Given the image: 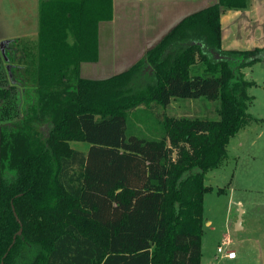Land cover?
<instances>
[{
  "label": "trees",
  "instance_id": "obj_1",
  "mask_svg": "<svg viewBox=\"0 0 264 264\" xmlns=\"http://www.w3.org/2000/svg\"><path fill=\"white\" fill-rule=\"evenodd\" d=\"M248 8L216 0L125 72L89 80L112 1L39 0L36 62L9 53L17 39L8 61L0 51V264H202L206 174L253 119L243 69L264 62V46L222 47V15ZM176 99L217 105L127 134L135 109Z\"/></svg>",
  "mask_w": 264,
  "mask_h": 264
},
{
  "label": "rangeland",
  "instance_id": "obj_2",
  "mask_svg": "<svg viewBox=\"0 0 264 264\" xmlns=\"http://www.w3.org/2000/svg\"><path fill=\"white\" fill-rule=\"evenodd\" d=\"M18 2L20 0H0V44L3 39L9 40L17 34L19 39L15 40L13 47L8 50L9 53H16L18 60L22 53H25V60L22 63H34L37 59L35 49L37 30H34V18L25 29L29 31L27 34L30 37L23 40L17 29L21 27L12 25L8 28L9 21L4 16L10 14L12 7ZM24 2L19 4V9L30 14L28 8L33 11L32 8H35L37 2L36 0ZM242 19L243 16L239 17L235 23ZM262 23L264 24V21ZM254 27L252 25L249 28L251 35L242 34V37L238 35L239 50L252 47L248 41H251L252 35L256 38L251 29ZM259 41L256 38L254 43ZM4 64L11 67L9 62ZM90 67H92L90 64L83 66V77H87L86 70ZM243 72L246 79L255 82L249 89L253 101L248 113L253 119L231 139L227 148L228 157L222 165L206 174L205 184L212 187V191L205 195L204 200L202 264H264V62H255L244 68ZM215 105L217 102L176 99L167 107L159 106L152 109L140 106L129 115L127 134L154 138L161 130V123L157 117L159 114L175 117L205 116L207 111H214ZM72 147L86 151L89 145L86 142H75L72 143ZM241 218L244 221V230L237 228L238 221L241 225ZM226 236L232 242L229 249L235 252L234 259L224 258L221 254L215 257L217 246L222 244L223 237Z\"/></svg>",
  "mask_w": 264,
  "mask_h": 264
},
{
  "label": "crops",
  "instance_id": "obj_3",
  "mask_svg": "<svg viewBox=\"0 0 264 264\" xmlns=\"http://www.w3.org/2000/svg\"><path fill=\"white\" fill-rule=\"evenodd\" d=\"M111 1L112 20L102 21L98 25V60L81 64L82 77L83 66L85 64L92 66L86 70L87 77H83L85 79L104 80L125 72L142 59L145 53L157 46L181 21L205 9L209 3L216 0ZM21 2L24 0H20L15 7H12L11 13L4 14V16L9 21L8 28H11L12 25L21 27L22 30L17 29L20 31V38L24 40L30 37L27 34L29 31L25 29L33 18L34 30H37L39 0H36L35 8H32L33 11L30 7L28 8L30 14L19 9ZM24 4L26 5L25 2ZM241 16L243 19L235 23ZM262 21H264V0H249V8L246 11L225 12L221 17L223 49L239 50L238 35L241 37L242 34L251 35L249 28L252 25L255 27L251 29L260 41L254 43L256 38L252 35L251 41H248L252 47L246 49H253L259 45L264 46V24ZM17 37V34H14L9 40L19 39ZM7 39L5 38V40ZM240 208L243 212L242 206ZM240 228L241 230L245 228L243 218H241ZM216 256H218L217 253H215Z\"/></svg>",
  "mask_w": 264,
  "mask_h": 264
},
{
  "label": "built area",
  "instance_id": "obj_4",
  "mask_svg": "<svg viewBox=\"0 0 264 264\" xmlns=\"http://www.w3.org/2000/svg\"><path fill=\"white\" fill-rule=\"evenodd\" d=\"M232 244L231 240L224 238L222 244L217 248V255H222L224 258L234 259L236 257L235 252L229 249V246ZM223 245V246H222Z\"/></svg>",
  "mask_w": 264,
  "mask_h": 264
},
{
  "label": "water",
  "instance_id": "obj_5",
  "mask_svg": "<svg viewBox=\"0 0 264 264\" xmlns=\"http://www.w3.org/2000/svg\"><path fill=\"white\" fill-rule=\"evenodd\" d=\"M10 40H3L0 44V50H1V54L4 58L5 61H8V58L6 57L5 55V47L9 44ZM8 70H10V66L8 65ZM240 222L238 221L237 223V228H240ZM22 234V229L19 230L18 234L17 235H21ZM16 237H14L15 239Z\"/></svg>",
  "mask_w": 264,
  "mask_h": 264
},
{
  "label": "bare ground",
  "instance_id": "obj_6",
  "mask_svg": "<svg viewBox=\"0 0 264 264\" xmlns=\"http://www.w3.org/2000/svg\"><path fill=\"white\" fill-rule=\"evenodd\" d=\"M240 224V223H239Z\"/></svg>",
  "mask_w": 264,
  "mask_h": 264
}]
</instances>
